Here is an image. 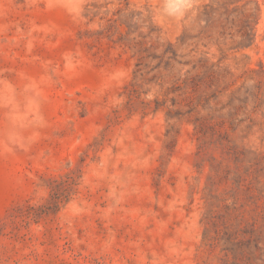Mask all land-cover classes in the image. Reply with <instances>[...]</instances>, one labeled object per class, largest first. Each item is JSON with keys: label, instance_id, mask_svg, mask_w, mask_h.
Wrapping results in <instances>:
<instances>
[{"label": "rangeland", "instance_id": "374dc122", "mask_svg": "<svg viewBox=\"0 0 264 264\" xmlns=\"http://www.w3.org/2000/svg\"><path fill=\"white\" fill-rule=\"evenodd\" d=\"M0 0V264H264V0Z\"/></svg>", "mask_w": 264, "mask_h": 264}, {"label": "clouds", "instance_id": "9594fccd", "mask_svg": "<svg viewBox=\"0 0 264 264\" xmlns=\"http://www.w3.org/2000/svg\"><path fill=\"white\" fill-rule=\"evenodd\" d=\"M185 0H168L166 5L170 15H180L184 11Z\"/></svg>", "mask_w": 264, "mask_h": 264}]
</instances>
